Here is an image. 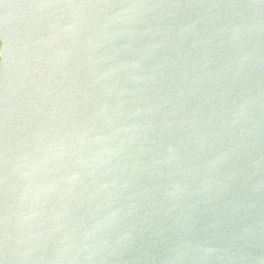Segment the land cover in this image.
<instances>
[{
	"label": "water",
	"instance_id": "95a60500",
	"mask_svg": "<svg viewBox=\"0 0 264 264\" xmlns=\"http://www.w3.org/2000/svg\"><path fill=\"white\" fill-rule=\"evenodd\" d=\"M0 264H264V0H0Z\"/></svg>",
	"mask_w": 264,
	"mask_h": 264
}]
</instances>
